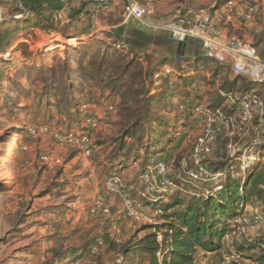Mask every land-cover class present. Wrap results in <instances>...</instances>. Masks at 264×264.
<instances>
[{
    "label": "rangeland",
    "instance_id": "374dc122",
    "mask_svg": "<svg viewBox=\"0 0 264 264\" xmlns=\"http://www.w3.org/2000/svg\"><path fill=\"white\" fill-rule=\"evenodd\" d=\"M182 1L189 3L190 8L211 11L213 2L223 0H170L155 12L161 17V25L173 21L169 11ZM235 1L255 6V21L263 23L250 42L249 30L242 24L224 32L234 30L235 34L226 35L252 44L264 28V0ZM124 4L122 0L93 19L87 16L91 9L73 4L67 24L54 23L52 32L39 26L15 32L5 49L0 48V264H148L149 257L140 240L151 231L144 227L162 222V214L140 197L146 184H138L142 164L133 158L143 159L145 154L133 149L149 140L154 129L166 133V139H175L170 143L160 134V146L149 155L172 161L168 176L176 188L167 192L166 199L159 200L163 205L175 198L187 203L198 198L197 194L202 195L205 188L214 189L227 176L242 184L254 164L264 167V159L252 161L254 153L264 152V81L249 86V76L234 73L230 63L207 59L201 49L191 64L197 72L185 77V86L177 76L170 77L164 84L167 87L158 93L151 91L156 92L152 96L145 92L143 75L153 71L164 57H171L159 40L153 46L129 43L135 50L132 54L115 47L116 41L123 39L113 36L110 27L123 19ZM15 8L11 1L0 0V27L22 26L19 20L11 18ZM86 22L90 31L86 25L82 31ZM223 22L217 21L221 29L227 27L221 25ZM141 28L149 39L165 34L170 37L167 30ZM244 31L246 39L242 36ZM94 55L95 65L91 63ZM66 56L67 64L63 63ZM116 56L123 59L117 68ZM102 59L109 67L105 73L97 72ZM123 67H128L127 74L121 73ZM215 71L218 75L211 87L207 81ZM224 76L240 77L233 90L255 92L263 106L254 110L244 124H239L237 110L222 107L227 122L220 123L221 130L208 157L210 170L223 163L222 170L210 171L217 176L194 185L184 173L181 158L190 152L201 132L202 121L187 118L182 113L185 108L180 107L181 101L200 97V110L205 112L214 99L220 100L218 91L227 89ZM179 91L183 94L179 95ZM148 104L153 108L147 114ZM110 105L114 110L108 113ZM147 118L155 122L150 126ZM90 119L98 122L97 127L90 126ZM135 119L138 124L134 127ZM55 133L74 137L86 134L96 146L86 155L75 145L58 142ZM121 141L125 142L123 149ZM45 154L52 156L53 162L42 159ZM120 163H124V168ZM113 175L122 177L121 185L107 188V180ZM125 195L143 209L144 218L127 214ZM245 208L242 215L249 220L254 208L264 210V200L249 203ZM253 227V247L239 246L238 242L233 246L243 251L244 260L264 264V229L256 228L261 225ZM222 251H229L225 243ZM157 255L161 258L160 252ZM217 258L198 260L212 264L219 261Z\"/></svg>",
    "mask_w": 264,
    "mask_h": 264
},
{
    "label": "trees",
    "instance_id": "16d2710c",
    "mask_svg": "<svg viewBox=\"0 0 264 264\" xmlns=\"http://www.w3.org/2000/svg\"><path fill=\"white\" fill-rule=\"evenodd\" d=\"M11 2L16 6L15 11L11 13V18L19 20L22 23V26L16 27L14 29L7 26L0 27V48L2 47V49H5V44L9 43L10 36H12L15 32H20L23 30L26 31L30 28L32 29L34 26H39L48 32H52L54 23L57 25V23L52 18V13L61 6L59 0H12ZM124 2L126 1L124 0ZM19 3L22 4V7L27 10L28 13L21 18H15L14 15L20 13L21 11L19 8ZM179 3H182L185 8L191 7L189 3L185 1ZM109 4L110 0H108L107 6L104 10L108 8ZM256 22L257 27H261L260 25H262L263 22L259 19L256 20ZM123 43L124 45L121 47V49L124 48V50H129V53L131 54L132 52L135 53L134 48L127 40L123 39ZM252 45L255 48L258 60L264 63V28L261 29ZM203 56L207 59H210L204 53ZM198 57L199 53L192 55L191 58L188 56L187 59L186 57H179L176 63H173L171 58L164 57L162 63H160L153 71H146L144 73L143 80L146 81L147 87V91L145 92L149 91L152 96L155 95L156 92H161V90H164L167 87V85H164L165 81L170 77L175 76H177L179 81L183 82V86H185L187 81L185 77L193 76L197 72L195 68L193 69L191 64ZM92 58L93 59L91 63L95 65V55ZM115 59L116 62L114 65L115 68H117L118 64H120V61L123 59L120 56H116ZM104 61L105 59L101 60V63L98 65L97 72H106L107 66L105 65H107V63ZM67 62H69L68 56H66V58L63 60V63L67 64ZM164 65H173L174 73L170 75L162 74ZM108 68L109 67H107V69ZM128 72V67H123V71L121 73L127 74ZM158 73H160V76L157 79L155 75ZM217 75L218 72L215 71L213 77L208 79L207 83L211 85V87L214 86ZM146 77L149 78V82L147 81ZM223 81L227 89H220L218 91L220 94L219 99L221 100V103L219 104L220 100L216 101V99H214V101H212V103H210V105H208L205 110H223L222 107L225 105H227L229 111L236 110L235 108L240 102V99H242L247 93H250L246 91L236 92L233 90V87H236L240 82V77L236 76L233 79H229V77L224 76ZM250 82L251 83L249 86H253L254 81L251 80ZM242 86H244V84ZM111 87L114 89L115 85L113 84ZM182 88L183 87H181V89ZM153 90L156 92L152 93L151 91ZM141 93L142 91H139L138 94L140 95ZM132 94H134V92H132ZM178 94L180 95L183 93L179 91ZM195 98V101H190L192 99H184V101H181L183 102L181 106H179L185 108L182 113L187 116V118L197 121L200 119L202 120V115L198 112L200 108H202V104H200V97ZM110 106L112 109H108V113L114 110V106ZM82 107L85 108L86 104H83ZM145 108V112L148 114L153 107L152 105L148 104ZM146 120L150 126L153 122H155V119L147 118ZM137 124L138 119L133 120L132 125L135 127ZM127 134H129V132ZM160 134H162L161 138L163 140L166 139V133H159L154 129L150 132V136L148 138L149 140H147L145 143H139L140 146H136L133 149L137 152L144 151L145 154L143 159L134 157L133 159L135 162H141L143 166L149 158L162 159L156 156H149L152 154V150L155 147L160 146L162 142L159 137ZM166 140L170 143L175 141V139L171 137H169V139L167 138ZM124 144L125 142L121 141V149L124 148ZM252 158V161L258 160L260 162L262 159H264V152L259 153L257 151L253 154ZM222 165L223 163H217L216 167L212 169L213 171L210 170L209 166L208 168L210 171L218 173L222 170ZM120 167L124 168V163H120ZM215 186L216 187H214V189L205 188L202 195L197 194V196H199L198 198H194L187 203L181 199L175 198L168 203H164L163 205V201L151 202L143 199L147 202H151V205L155 208V210L161 212L162 214V222H157L153 225H147L144 227V229H150L151 231L145 234L140 240L143 252H145L149 257L148 264H201L198 258H204L208 253L218 257L217 259L220 260L223 254V238L229 229L230 222L240 214L244 213L246 211L245 207L249 203L264 200V167L259 163L254 164L252 171L246 175V178L242 184L238 180L227 176L224 182L222 181ZM158 236L160 237V240L158 239ZM238 244L239 246L243 247L245 244L247 247H253L250 242L247 243L243 241ZM236 251L241 254L243 253V251L238 249ZM158 252H160L161 258L158 257ZM216 263L217 262L212 264Z\"/></svg>",
    "mask_w": 264,
    "mask_h": 264
},
{
    "label": "built area",
    "instance_id": "2783aa9c",
    "mask_svg": "<svg viewBox=\"0 0 264 264\" xmlns=\"http://www.w3.org/2000/svg\"><path fill=\"white\" fill-rule=\"evenodd\" d=\"M12 1V0H6ZM61 6L52 13L53 20L65 25L68 23V16L71 13L72 5H85L92 10L89 18H94L99 12L103 11L107 6L108 0H59ZM123 9V19L136 20L143 22L145 16L153 13V7L139 2L138 0H125ZM217 2V1H216ZM213 2V10L206 8H185L182 3H176L173 10V21L162 25L156 24L154 27L167 30L170 38L174 41L182 40L185 37L198 40L203 53L210 59L218 63H230L234 73L243 76H249L254 82L264 81V63L260 62L256 56L255 48L248 41L240 40L236 37H223L217 28V21L230 19L237 16L240 23L246 26L250 23L257 9L255 6L246 3H238L235 0H223ZM264 7V6H263ZM20 13L15 14V18H21L27 15V10L19 3ZM264 9V8H263ZM123 42L116 41L117 48H121ZM179 57H171L173 63L178 61ZM174 73L173 65H164L162 74L170 75ZM160 73L155 77L158 79ZM157 84V83H156ZM263 101L255 92L247 93L236 106L239 114V124L248 122L253 115L254 110L261 109ZM112 107H109L111 110ZM202 117V127L200 134L196 137L190 152L181 158V166L188 181L194 185L206 182L209 178L216 177L211 174L208 168V157L211 153L212 144L217 134L220 132V123L227 122L222 116V111L205 110L198 111ZM92 127H97L98 122L88 120ZM56 140L60 143H69L77 146L83 154L90 155L95 147L92 138L86 134L79 137L66 134V136L54 134ZM44 160L53 162V157L45 154L42 156ZM172 166L170 159L149 158L142 166V173L139 176L138 184H146L144 192L140 194L142 199L151 202H157L160 199H166L167 192L176 188V183L168 176V171ZM216 175V176H215ZM122 177L113 175L107 180V188H117L121 185ZM150 191V192H149ZM125 206L127 214L136 218H144L142 208H137L134 199L125 195ZM251 215V219H247L240 214L230 222V226L224 235L223 242L229 248L224 252L220 260L216 264H257L250 260H244L242 254L234 249L235 243L252 242L255 237L252 234L254 225L264 229V210H257Z\"/></svg>",
    "mask_w": 264,
    "mask_h": 264
},
{
    "label": "crops",
    "instance_id": "0c3cea01",
    "mask_svg": "<svg viewBox=\"0 0 264 264\" xmlns=\"http://www.w3.org/2000/svg\"><path fill=\"white\" fill-rule=\"evenodd\" d=\"M120 1H122V0H110V4H109L107 10L110 11L115 5H118ZM138 1L143 2V3L145 2L146 4L152 6L154 9L153 13L145 16L143 22L136 21V20L122 19L120 22H118L114 26L110 27V28H112V31H111L112 34L116 38L118 37V38L127 40L129 43L133 42L135 44H140V45H148V46L151 45V46H153L154 43L156 42V40H159V41L163 42V44H164V47L166 49V55L171 56L175 52V49H176V45H175V42L173 39H171L166 34L162 35L161 38L157 37V39H156V37H154V39H149L148 35H146V32L141 28L142 26L154 27V25H156V24L161 25V23H159V20L161 19V17L156 15L155 12L158 11L160 8L165 7L167 2H169L170 0H138ZM211 10H213V9H211ZM169 12L172 14V17H173V10H170ZM89 15H90V13L87 16L89 17ZM257 16L258 15L255 14V17H257ZM255 17L253 18V20L250 23H248L245 26L249 30L248 35H247V39L249 42L251 41L250 37L253 36V34L255 32H257V30H259V28L257 27V22L255 21ZM88 20H89V18L87 19V21ZM85 25L88 28L87 31H90L91 28H90L88 22H86V24L83 25L82 31L85 30ZM221 25H224V26L227 25V27H225V28L222 27L223 29H221L220 26L217 27L220 30L221 35L223 37H226L227 36L226 33L229 35H232V34H235V32L233 30L231 33H229L226 31L224 32V30H226L228 28L236 29L239 27V25H241V23H240L237 16H233L230 19L225 20ZM245 33L246 32L244 31V34L242 35L244 37V39H246ZM194 41L195 40L191 39V45L188 47V51H187L188 56H190V53L192 55L197 54L201 50L200 44L196 48L194 45ZM148 46H144V47L147 48ZM210 256L213 257V255L211 253L206 254V256L203 258V260H207V258H209ZM200 263H202V262H200Z\"/></svg>",
    "mask_w": 264,
    "mask_h": 264
},
{
    "label": "water",
    "instance_id": "95a60500",
    "mask_svg": "<svg viewBox=\"0 0 264 264\" xmlns=\"http://www.w3.org/2000/svg\"><path fill=\"white\" fill-rule=\"evenodd\" d=\"M175 45H176V49L175 52L170 56V57H186L187 55V51H188V47L191 45V38L185 37L182 40H178V41H174ZM194 45L197 48L199 46V41L195 40L194 41Z\"/></svg>",
    "mask_w": 264,
    "mask_h": 264
}]
</instances>
